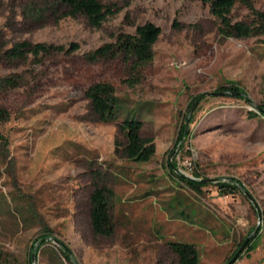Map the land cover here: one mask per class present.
Masks as SVG:
<instances>
[{"label": "rangeland", "instance_id": "374dc122", "mask_svg": "<svg viewBox=\"0 0 264 264\" xmlns=\"http://www.w3.org/2000/svg\"><path fill=\"white\" fill-rule=\"evenodd\" d=\"M23 1L0 0V46L26 39L64 50L0 62V75L19 77L0 91L8 111L0 123V242L8 263L30 264L37 252L38 264H177L167 243L184 240L196 244L200 264H227L260 224L232 264H264V42L222 34L200 0H101L114 12L100 27L83 15L30 22L20 14ZM253 2L264 11V0ZM233 16L249 18V11L237 5ZM147 21L161 33L140 72L121 56L87 59ZM96 80L116 87L117 119L91 109L85 89ZM230 81L251 101L219 89ZM129 113L153 138L149 161L127 159L117 148L124 141L117 122ZM177 173L208 183L193 189ZM232 179L240 190L223 193L218 183ZM95 181L113 190L112 236L90 226Z\"/></svg>", "mask_w": 264, "mask_h": 264}, {"label": "trees", "instance_id": "16d2710c", "mask_svg": "<svg viewBox=\"0 0 264 264\" xmlns=\"http://www.w3.org/2000/svg\"><path fill=\"white\" fill-rule=\"evenodd\" d=\"M209 5L210 12L218 19L219 31L226 36L239 38L258 37L264 42V11L257 8L253 0H200ZM237 5L245 7L249 11V18L235 19L233 10ZM114 9L104 4L101 0H24L20 14L30 22H58L62 17L83 15L87 22L100 27L108 15L113 14ZM161 33V27L152 21H147L136 26L134 33L121 32L114 42H105L87 53V59L96 62L103 59L121 56L128 63L130 71L140 72L154 57L153 46ZM64 46L47 42H31L29 40L16 41L10 47L0 46V62L2 60L13 61L27 58L29 55L38 58L39 55H47L56 51H63ZM138 77H132V83L137 82ZM226 92L247 99V94L242 86L235 81H230ZM19 84L17 74L0 75V91L7 90ZM86 96L90 100V106L99 118L105 121L117 119L122 114V101L116 93V87L110 81L96 80L85 89ZM251 116L258 113L250 111ZM8 117L6 108L0 106V123ZM118 133L124 141L116 140L117 148L120 146L122 154L130 160L137 162L149 161L156 152L153 138L143 134V121L133 114H127L117 122ZM185 129L183 127L178 142L182 139ZM0 130V138L2 137ZM172 165V164H171ZM174 168V165L171 166ZM174 171V170H173ZM177 180L184 178L187 185L193 189H201L208 182L196 180L177 173ZM180 176L182 177L180 179ZM195 176L201 177L198 172ZM241 182L232 179L231 182H219V188L223 193H234L240 190ZM113 195L111 187L95 181L89 194L88 215L90 226L95 235L112 236L116 229V223L111 212L110 198ZM50 235L41 237L38 249L49 239ZM175 256L177 264H200V252L195 243L184 240H170L167 243ZM62 253L69 261L74 260V253L65 243H61ZM0 264H9L6 253L0 242ZM31 264V263H30Z\"/></svg>", "mask_w": 264, "mask_h": 264}, {"label": "water", "instance_id": "95a60500", "mask_svg": "<svg viewBox=\"0 0 264 264\" xmlns=\"http://www.w3.org/2000/svg\"><path fill=\"white\" fill-rule=\"evenodd\" d=\"M262 111H264L263 107H259ZM189 120V118H188ZM244 190V192L246 193V195L250 198V200L256 204V201L254 199V197L244 188H242ZM260 224H258V226L256 227V229L246 237L245 241L243 242V244L241 245V247L239 248V250L237 251V253L228 261L227 264H232L238 257V255L241 253V251L243 250V248L246 246L247 242L250 240L251 236L259 229ZM61 243V242H59ZM31 264H38V254L37 252H34L32 254V258H31Z\"/></svg>", "mask_w": 264, "mask_h": 264}]
</instances>
